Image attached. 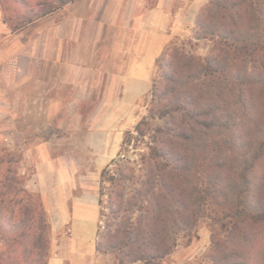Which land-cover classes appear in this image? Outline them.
I'll return each instance as SVG.
<instances>
[{"label": "trees", "instance_id": "16d2710c", "mask_svg": "<svg viewBox=\"0 0 264 264\" xmlns=\"http://www.w3.org/2000/svg\"><path fill=\"white\" fill-rule=\"evenodd\" d=\"M195 38L215 41V49L200 57L170 46L158 60L150 111L169 119L133 177L141 186L128 201L140 214L97 243L100 253H118L119 264H162L174 248L172 229L192 228L204 216L219 227L211 264H264V0H209ZM6 159L0 165L13 162ZM106 177L115 192L124 173L107 166L102 183ZM20 183L0 191V224L8 226L0 264H48L46 211Z\"/></svg>", "mask_w": 264, "mask_h": 264}, {"label": "rangeland", "instance_id": "374dc122", "mask_svg": "<svg viewBox=\"0 0 264 264\" xmlns=\"http://www.w3.org/2000/svg\"><path fill=\"white\" fill-rule=\"evenodd\" d=\"M60 2L0 0V160H13L0 165V191L5 183L14 187L17 181L29 190L44 152L53 163L47 176L50 186L68 179L80 186H97L101 200L95 237L98 243L107 239L109 227L116 229L119 224L123 229L140 214L128 201L141 186L133 177L141 174L140 159L150 154L156 129L165 128L169 119L160 114L152 118L150 111L153 85L160 73L158 60L165 48H183L207 57L216 42L195 38L200 12H184L182 17L167 14L161 23L164 29L155 21L141 28H123L130 22L116 21V14L104 12L97 16L102 21L90 22L89 15L86 28L79 30L78 6L64 10ZM177 4L185 7L183 1ZM35 21L36 28H32L30 24ZM64 32L70 36L59 42ZM31 34H37L35 46L30 48L33 56L21 52V43ZM159 36L164 45L148 44L157 42ZM50 44H54L52 50ZM143 121L140 135L137 127ZM7 140L23 145L27 156L6 150ZM107 166L112 173L117 168L124 173L115 192L108 177L103 183L100 179ZM0 225L2 252L7 244L1 238L8 226ZM218 228L204 216L192 228L172 229L174 248L162 264H211V238ZM122 236L121 232L118 238ZM51 246L50 233L49 261L54 257ZM104 255L107 263L119 264L118 253Z\"/></svg>", "mask_w": 264, "mask_h": 264}, {"label": "crops", "instance_id": "0c3cea01", "mask_svg": "<svg viewBox=\"0 0 264 264\" xmlns=\"http://www.w3.org/2000/svg\"><path fill=\"white\" fill-rule=\"evenodd\" d=\"M178 1L181 3L183 1L185 7L179 8L177 6ZM207 2L209 0H74L63 8L67 10L68 7L78 6L81 11L77 22L79 30L86 28L89 15H92L90 22L102 21L97 16L104 12L116 14V21L130 22L124 24L123 28L130 29L132 25L134 28H141L145 23L155 21L159 29H164L165 27L161 23L164 22V17L167 14L182 17L186 12L189 15H195L201 11ZM161 18L163 19L160 21ZM64 24L68 25V23ZM30 25L32 28H36V21ZM20 31L15 32L16 36ZM6 33H8V29ZM63 35V37L61 35L59 42L64 43L62 40L67 34L64 32ZM47 38L50 39L49 34ZM162 40L159 36L157 42H148V44L164 45ZM36 41L37 34H31L25 42L21 43L22 48H24V51L21 52L33 56L30 48L35 46ZM61 45L63 46V44ZM53 46L54 44H50V50L53 49ZM146 57L149 56L146 55ZM121 140L119 138V141ZM42 156L38 175L33 176L30 180V186L28 184L27 188L30 192H36L40 195L47 221L50 224L51 250L54 257L48 264H111L107 263L106 256L97 250L95 239L100 216L97 186H91V184L80 186L73 180L69 181L68 178L67 181L61 180L55 187L50 186L47 182V176L51 174L53 163L47 155L45 156L44 152H42ZM35 180L36 185L34 184ZM97 252H99V258H96Z\"/></svg>", "mask_w": 264, "mask_h": 264}, {"label": "built area", "instance_id": "2783aa9c", "mask_svg": "<svg viewBox=\"0 0 264 264\" xmlns=\"http://www.w3.org/2000/svg\"><path fill=\"white\" fill-rule=\"evenodd\" d=\"M4 146L7 150L19 152L27 156L26 148L23 145L15 146L14 142L7 140L6 143H4ZM102 229H105L104 225L102 226Z\"/></svg>", "mask_w": 264, "mask_h": 264}]
</instances>
